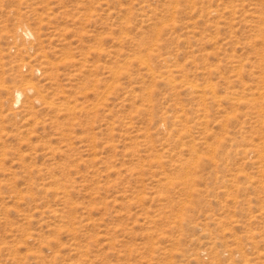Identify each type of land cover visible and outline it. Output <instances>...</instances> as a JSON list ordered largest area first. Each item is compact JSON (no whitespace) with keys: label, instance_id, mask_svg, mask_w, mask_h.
Returning a JSON list of instances; mask_svg holds the SVG:
<instances>
[{"label":"rangeland","instance_id":"obj_1","mask_svg":"<svg viewBox=\"0 0 264 264\" xmlns=\"http://www.w3.org/2000/svg\"><path fill=\"white\" fill-rule=\"evenodd\" d=\"M0 264H264V0H0Z\"/></svg>","mask_w":264,"mask_h":264},{"label":"bare ground","instance_id":"obj_2","mask_svg":"<svg viewBox=\"0 0 264 264\" xmlns=\"http://www.w3.org/2000/svg\"><path fill=\"white\" fill-rule=\"evenodd\" d=\"M26 32H27V33H30L29 30H27ZM29 84H30V83H29ZM32 86H33V85H32ZM33 87H34V86H33ZM33 87H31V88H33ZM33 89H34V88H33ZM21 95H22L21 91H20V90H17V100L20 99ZM17 100H16V101H17Z\"/></svg>","mask_w":264,"mask_h":264}]
</instances>
